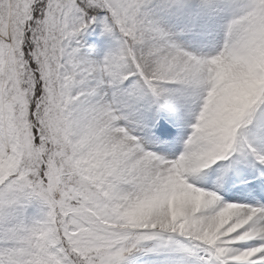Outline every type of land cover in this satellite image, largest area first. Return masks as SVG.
<instances>
[{
  "label": "snow or ice",
  "instance_id": "1",
  "mask_svg": "<svg viewBox=\"0 0 264 264\" xmlns=\"http://www.w3.org/2000/svg\"><path fill=\"white\" fill-rule=\"evenodd\" d=\"M0 264H264V0H0Z\"/></svg>",
  "mask_w": 264,
  "mask_h": 264
},
{
  "label": "clouds",
  "instance_id": "2",
  "mask_svg": "<svg viewBox=\"0 0 264 264\" xmlns=\"http://www.w3.org/2000/svg\"><path fill=\"white\" fill-rule=\"evenodd\" d=\"M220 74L222 79L228 82V87L215 98L217 116H227L235 113L240 107L248 103L251 90L247 81L235 75L229 64H221ZM193 199L199 202L202 197L197 195Z\"/></svg>",
  "mask_w": 264,
  "mask_h": 264
}]
</instances>
